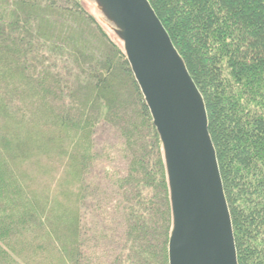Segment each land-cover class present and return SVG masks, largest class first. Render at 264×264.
I'll return each instance as SVG.
<instances>
[{
    "label": "trees",
    "instance_id": "1",
    "mask_svg": "<svg viewBox=\"0 0 264 264\" xmlns=\"http://www.w3.org/2000/svg\"><path fill=\"white\" fill-rule=\"evenodd\" d=\"M149 2L204 98L238 264H264V0ZM99 17L0 0V264H169L162 144ZM103 125L126 158L110 180Z\"/></svg>",
    "mask_w": 264,
    "mask_h": 264
},
{
    "label": "water",
    "instance_id": "2",
    "mask_svg": "<svg viewBox=\"0 0 264 264\" xmlns=\"http://www.w3.org/2000/svg\"><path fill=\"white\" fill-rule=\"evenodd\" d=\"M122 44L164 155L169 264H238L204 98L149 0H86Z\"/></svg>",
    "mask_w": 264,
    "mask_h": 264
},
{
    "label": "rangeland",
    "instance_id": "3",
    "mask_svg": "<svg viewBox=\"0 0 264 264\" xmlns=\"http://www.w3.org/2000/svg\"><path fill=\"white\" fill-rule=\"evenodd\" d=\"M82 4L84 8L91 12L96 13L99 15L97 10L95 9L93 3L88 2L86 0H82ZM104 25V24H103ZM105 26V25H104ZM106 27V26H105ZM109 30V29H108ZM109 36L113 41H115L119 46H122L119 39L116 37V35L112 31H108ZM74 134L69 132L68 138L70 140L74 139ZM96 151L101 154L102 157L98 158L96 160V179H100L101 177L99 174L101 173V176L106 177L107 180L111 179V175H113L112 170L115 171L114 167L120 168L122 167V171L119 174H122L124 168H125V155H119V151L116 147H120L119 144H121L122 140L120 139L119 135L116 134V132L110 127L103 125L101 126L97 132H96ZM121 153H124L123 151Z\"/></svg>",
    "mask_w": 264,
    "mask_h": 264
}]
</instances>
